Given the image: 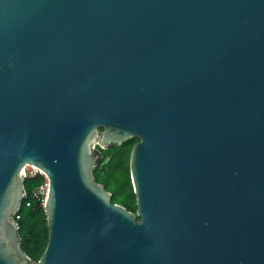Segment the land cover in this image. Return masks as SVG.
<instances>
[{"label":"water","instance_id":"obj_1","mask_svg":"<svg viewBox=\"0 0 264 264\" xmlns=\"http://www.w3.org/2000/svg\"><path fill=\"white\" fill-rule=\"evenodd\" d=\"M129 137L134 214L92 174ZM0 264H264V0H0Z\"/></svg>","mask_w":264,"mask_h":264},{"label":"trees","instance_id":"obj_2","mask_svg":"<svg viewBox=\"0 0 264 264\" xmlns=\"http://www.w3.org/2000/svg\"><path fill=\"white\" fill-rule=\"evenodd\" d=\"M136 137H129L119 145L110 144L94 150L100 157L96 161L92 174L95 182L109 192V200L117 203L134 214L135 197L129 178L128 157ZM43 181L40 174L23 177L24 196L14 216L17 224L19 245L27 258L36 261L44 249L47 228L42 202L34 197L32 191ZM138 219V216H135Z\"/></svg>","mask_w":264,"mask_h":264},{"label":"built area","instance_id":"obj_3","mask_svg":"<svg viewBox=\"0 0 264 264\" xmlns=\"http://www.w3.org/2000/svg\"><path fill=\"white\" fill-rule=\"evenodd\" d=\"M37 173L42 175L43 181L32 191V195L34 197H39L40 201L43 204V202L45 200V196H46V191H47V180H46L45 175L40 170H38L37 168H34L28 164H25L23 166V169H22L23 177L33 176Z\"/></svg>","mask_w":264,"mask_h":264}]
</instances>
